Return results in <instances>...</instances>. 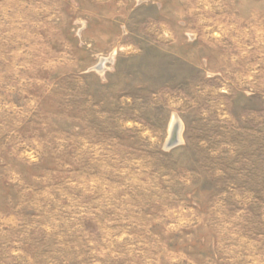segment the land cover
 I'll list each match as a JSON object with an SVG mask.
<instances>
[{
    "label": "rangeland",
    "instance_id": "374dc122",
    "mask_svg": "<svg viewBox=\"0 0 264 264\" xmlns=\"http://www.w3.org/2000/svg\"><path fill=\"white\" fill-rule=\"evenodd\" d=\"M0 264H264V0H0Z\"/></svg>",
    "mask_w": 264,
    "mask_h": 264
},
{
    "label": "bare ground",
    "instance_id": "6f19581e",
    "mask_svg": "<svg viewBox=\"0 0 264 264\" xmlns=\"http://www.w3.org/2000/svg\"><path fill=\"white\" fill-rule=\"evenodd\" d=\"M113 60H114V52H112L110 56L102 58L100 63L97 65L96 69L100 73H103L107 69L106 64L110 62L112 63ZM181 129H182V123L179 117L176 114H174L169 123V134L167 141L174 139V141L179 143L181 140L180 137Z\"/></svg>",
    "mask_w": 264,
    "mask_h": 264
},
{
    "label": "water",
    "instance_id": "95a60500",
    "mask_svg": "<svg viewBox=\"0 0 264 264\" xmlns=\"http://www.w3.org/2000/svg\"><path fill=\"white\" fill-rule=\"evenodd\" d=\"M177 143H176V141H174V139L173 140H169L168 142H167V146L168 147H173V146H175Z\"/></svg>",
    "mask_w": 264,
    "mask_h": 264
}]
</instances>
